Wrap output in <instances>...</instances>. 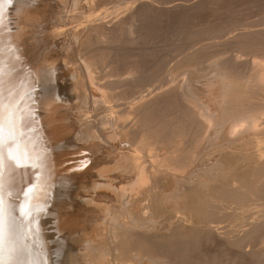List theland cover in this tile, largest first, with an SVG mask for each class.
I'll return each mask as SVG.
<instances>
[{
	"label": "bare ground",
	"instance_id": "obj_1",
	"mask_svg": "<svg viewBox=\"0 0 264 264\" xmlns=\"http://www.w3.org/2000/svg\"><path fill=\"white\" fill-rule=\"evenodd\" d=\"M256 1L2 0L0 103L40 165L5 170L9 264H264Z\"/></svg>",
	"mask_w": 264,
	"mask_h": 264
},
{
	"label": "snow or ice",
	"instance_id": "obj_2",
	"mask_svg": "<svg viewBox=\"0 0 264 264\" xmlns=\"http://www.w3.org/2000/svg\"><path fill=\"white\" fill-rule=\"evenodd\" d=\"M2 3V0H0ZM2 7H0V15H2ZM23 118L9 112L5 116L4 105L0 103V264H9V259L5 258L4 241L6 235V196L11 195L6 188L5 170L6 169H20V168H35L39 170L40 165L34 162L33 155L29 150L27 144L24 143L23 132L17 131V124ZM36 160L40 157H35ZM33 188H29L24 193L26 199L25 203L19 206L20 215L24 218H29L32 215L31 205L28 203L27 197ZM15 249L9 250V257Z\"/></svg>",
	"mask_w": 264,
	"mask_h": 264
},
{
	"label": "rangeland",
	"instance_id": "obj_3",
	"mask_svg": "<svg viewBox=\"0 0 264 264\" xmlns=\"http://www.w3.org/2000/svg\"><path fill=\"white\" fill-rule=\"evenodd\" d=\"M259 1H262V3L261 2H258V1H256V2H254V3H252L250 6H249V8H248V10L246 9V11L247 12H245V13H247V14H243V16H242V20L244 21H246V22H253V23H255L256 22V20H258L257 22H256V24L258 25V26H260L261 25V23L264 25V20L262 21V19H263V17H264V4H263V2H264V0H259ZM253 4H254V6H253ZM256 5V6H255ZM260 5V6H259ZM252 6V7H251ZM262 7V8H261ZM258 8V9H257ZM252 9H254V10H252ZM261 9V10H260ZM249 10H251V11H249ZM247 15V17H245ZM258 16V17H257ZM10 17H13L12 15H10ZM244 18V19H243ZM254 18H255V20H254ZM248 20V21H247ZM16 21V20H15ZM15 21H13L12 20V22H15ZM244 21V22H245ZM262 21V22H261ZM262 25V26H263ZM165 48H163V50L161 51V58H162V60H166L167 61V64H170L172 61H174V60H172V58L171 57H173V59H174V54H176L175 52L172 54V52H173V50L171 49L172 47H169V46H164ZM166 48H168V49H166ZM165 51V52H164ZM169 51H171L170 52V54H169ZM166 55V56H165ZM168 57V58H167ZM170 57V58H169ZM165 58V59H164ZM170 59V61H168ZM172 60V61H171ZM170 62V63H169ZM103 68H107L106 66H104ZM161 78V77H160ZM102 81H104V79L103 80H101V82ZM154 83V82H153ZM153 83H151V84H153ZM150 84V85H151ZM152 86V85H151ZM40 89L39 90H41V87H39ZM110 104H112V102L110 103ZM109 104V105H110ZM41 110V109H40ZM93 110V111H92ZM92 110H90V113L89 114H93L94 113V115L96 114V115H98V113H100L98 110H94V109H92ZM43 110H41V112H42ZM95 112H97V113H95ZM55 151H56V153H58V152H60L61 151V148H60V146H56L55 147V149H54ZM60 159V158H59ZM60 161V160H59ZM61 163V162H60ZM61 166H59L58 168H60ZM60 170H61V168H60ZM61 171H60V173H59V180H57V182H58V185L57 186H55L57 189V197L60 199V204H61V195L63 196L64 194V196H66L67 194H69L70 193V189L68 188L70 185V183L72 182V181H70V180H68V179H71V178H64V180H68V182L69 183H67L66 181H61ZM61 183V184H60ZM57 184V183H56ZM65 184V185H64ZM61 186H63V189H62V187ZM61 187V188H60ZM64 187H66V188H64ZM58 188H60V189H58ZM64 190V191H63ZM60 191V192H59ZM66 192V193H65ZM63 193V194H62ZM48 206L51 208V211H52V208H53V206L51 205V203L50 204H48ZM66 207H68L69 206V203L68 204H66L65 205ZM60 211H61V209H60ZM64 212H65V215L67 216V218L68 217H70L71 219H75V217H76V212H74L73 210H71V208L69 209V208H66L65 210H64ZM88 215V214H87ZM86 215V216H87ZM59 216V214H57L56 212H53V214H46V215H44V217H45V219H47V222L44 224V226H45V228H44V230L46 231V232H48L49 233V235H51V236H49L48 237V241H49V243H50V245H52L51 246V249L52 250H56L57 249V247H58V245H60L59 243H61V241H58V239L59 238H61V236H59V235H61V230H60V227L57 225V224H59L58 223V220H57V217ZM85 216V215H84ZM55 242H57V243H55ZM59 242V243H58ZM56 248V249H55ZM53 251V252H54ZM54 259L56 260H54L55 261V264H61L60 262H61V257L59 256V257H57L56 256V254L54 253ZM59 260V261H58Z\"/></svg>",
	"mask_w": 264,
	"mask_h": 264
}]
</instances>
